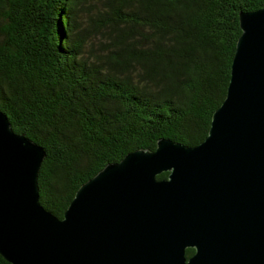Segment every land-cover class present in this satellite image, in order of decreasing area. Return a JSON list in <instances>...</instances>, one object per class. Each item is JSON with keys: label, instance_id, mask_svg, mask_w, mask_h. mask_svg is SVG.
Listing matches in <instances>:
<instances>
[{"label": "trees", "instance_id": "16d2710c", "mask_svg": "<svg viewBox=\"0 0 264 264\" xmlns=\"http://www.w3.org/2000/svg\"><path fill=\"white\" fill-rule=\"evenodd\" d=\"M259 9L264 0H0V111L46 152L43 208L61 219L83 183L160 139L203 142L239 13Z\"/></svg>", "mask_w": 264, "mask_h": 264}, {"label": "water", "instance_id": "95a60500", "mask_svg": "<svg viewBox=\"0 0 264 264\" xmlns=\"http://www.w3.org/2000/svg\"><path fill=\"white\" fill-rule=\"evenodd\" d=\"M239 28L204 141L160 139L153 151L107 164L61 219L39 202L45 150L0 111V256L9 264H264V9L240 12Z\"/></svg>", "mask_w": 264, "mask_h": 264}, {"label": "flooded vegetation", "instance_id": "af4514ba", "mask_svg": "<svg viewBox=\"0 0 264 264\" xmlns=\"http://www.w3.org/2000/svg\"><path fill=\"white\" fill-rule=\"evenodd\" d=\"M192 250H194V249H192ZM194 254V253H193Z\"/></svg>", "mask_w": 264, "mask_h": 264}]
</instances>
